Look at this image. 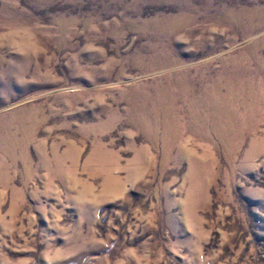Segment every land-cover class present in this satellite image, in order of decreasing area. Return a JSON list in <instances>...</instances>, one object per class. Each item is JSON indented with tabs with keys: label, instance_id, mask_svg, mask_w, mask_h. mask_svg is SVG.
<instances>
[{
	"label": "rangeland",
	"instance_id": "1",
	"mask_svg": "<svg viewBox=\"0 0 264 264\" xmlns=\"http://www.w3.org/2000/svg\"><path fill=\"white\" fill-rule=\"evenodd\" d=\"M0 264H264V0H0Z\"/></svg>",
	"mask_w": 264,
	"mask_h": 264
}]
</instances>
